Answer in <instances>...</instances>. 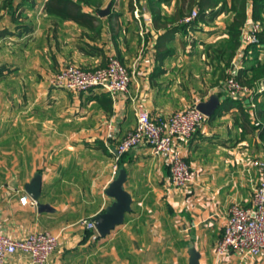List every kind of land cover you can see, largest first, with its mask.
Here are the masks:
<instances>
[{
	"label": "crops",
	"instance_id": "1",
	"mask_svg": "<svg viewBox=\"0 0 264 264\" xmlns=\"http://www.w3.org/2000/svg\"><path fill=\"white\" fill-rule=\"evenodd\" d=\"M160 1L156 19L142 11L147 0H0V231L15 239L59 235L47 264H190L191 248L199 264H264V253L216 252L229 209L252 206L261 179L252 162L264 158L255 117L250 123L235 105L221 109L222 74L207 58V47L227 38L232 15L166 25V18L188 11L190 0ZM244 50L233 70L246 65ZM110 56L132 75L129 92L116 100L100 89L74 93L53 86L64 67L104 68ZM213 95L219 108L188 141L176 143L193 173L188 188L172 185L167 162L146 145L116 163L117 146L135 129L139 108L165 119ZM241 101L253 115L249 100ZM121 169L132 211L102 237L84 222L114 202L106 190ZM36 175L40 198L24 205L22 198L35 201L26 187ZM6 264L31 262L18 254Z\"/></svg>",
	"mask_w": 264,
	"mask_h": 264
},
{
	"label": "built area",
	"instance_id": "2",
	"mask_svg": "<svg viewBox=\"0 0 264 264\" xmlns=\"http://www.w3.org/2000/svg\"><path fill=\"white\" fill-rule=\"evenodd\" d=\"M198 16V10L184 22L191 23ZM260 24L249 21L243 31L242 45L261 46L257 33ZM242 47V48H243ZM251 54V53H250ZM239 68L230 71V77L225 82L230 97L235 100L250 99L254 91L240 85L235 79ZM132 75L129 69L115 56H110L104 68L84 69L77 65H68L53 76L52 82L56 89L74 93H88L92 90H103L116 100L120 95L129 92ZM264 88L262 87V90ZM249 109L254 111L256 105L250 99ZM197 105L177 111L165 119L152 118L149 113L139 108L137 110V125L118 144L115 151V161L118 163L123 155L133 148L146 145L156 157H162L168 164L170 179L175 188H188L193 183L192 170L177 150L176 143L188 141L194 132L206 121ZM112 127L109 138H112ZM252 166L259 170L261 179L257 183L251 207L234 204L229 209L228 220L222 238L216 245L218 254L240 252L248 256H258L264 253V158H257ZM118 170V165L114 166ZM22 204L37 205L36 201L22 198ZM88 230H96L94 221L84 222ZM98 236H94L96 239ZM59 235L51 232L33 233L26 238L15 239L0 231V264H6L8 258L14 255H25L31 264H47L59 244Z\"/></svg>",
	"mask_w": 264,
	"mask_h": 264
},
{
	"label": "trees",
	"instance_id": "3",
	"mask_svg": "<svg viewBox=\"0 0 264 264\" xmlns=\"http://www.w3.org/2000/svg\"><path fill=\"white\" fill-rule=\"evenodd\" d=\"M160 3V0H147L149 12L156 19L161 14ZM195 6L199 9H194ZM139 8L142 9L141 6ZM64 9H66L65 5ZM195 10H198V16L195 22L204 21L206 18L213 21L222 15H232V19L226 25L227 38L214 45H209L207 47V58L209 59V64L213 67L216 66V70H220L222 74L221 77L224 83L221 87L220 95L225 98V101L221 109H229L230 106L235 105L241 111L243 110L245 112L244 114L250 123L252 122V116L255 117L258 123L252 129L258 132L259 139L264 144V89L262 90V84L264 82V59L259 58L261 50L264 49V0H190L188 11L184 12L181 9L172 19L168 20L166 18V25L169 23L176 24L181 20L182 23L186 24L185 26H192L195 23L194 21L188 24L184 20L191 16ZM249 21L260 24L261 29L257 33V37L260 40L261 46L249 45L244 50L241 56V62L246 65L237 70L235 79L240 85L254 91L253 96L250 98L256 105L253 115L244 107L241 100H235L230 97L224 86L230 77V71L233 70V60L237 52L243 47L241 39L243 31ZM250 57L252 58L249 59ZM250 99H248L249 103H251Z\"/></svg>",
	"mask_w": 264,
	"mask_h": 264
},
{
	"label": "water",
	"instance_id": "4",
	"mask_svg": "<svg viewBox=\"0 0 264 264\" xmlns=\"http://www.w3.org/2000/svg\"><path fill=\"white\" fill-rule=\"evenodd\" d=\"M106 15L110 13L108 8L105 11H101ZM264 88V82H263ZM220 99L218 95H213L208 101L200 103L197 108L208 118L211 117L215 111L219 108ZM127 181V171L121 169L117 178L110 184L106 190V194L114 199V202L106 208V210L93 218L96 225V230L100 236L106 237L117 226L124 223L126 214L132 211V196L124 189V185ZM41 176L36 175L31 184L27 185L26 191L33 200L38 202L41 195ZM40 210H49L48 205L39 204ZM190 264H199L200 255L194 248L190 249Z\"/></svg>",
	"mask_w": 264,
	"mask_h": 264
},
{
	"label": "rangeland",
	"instance_id": "5",
	"mask_svg": "<svg viewBox=\"0 0 264 264\" xmlns=\"http://www.w3.org/2000/svg\"><path fill=\"white\" fill-rule=\"evenodd\" d=\"M146 8H147V7H146V5H145L143 10H144L145 13H148L149 10H147L148 8H147V9H146ZM245 49H246V48H245ZM243 53H244V52H243ZM251 53H252V52H251ZM251 58H252V57H250L249 59H251Z\"/></svg>",
	"mask_w": 264,
	"mask_h": 264
}]
</instances>
